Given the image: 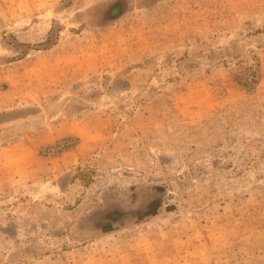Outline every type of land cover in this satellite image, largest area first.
Returning <instances> with one entry per match:
<instances>
[{
    "label": "rangeland",
    "instance_id": "1",
    "mask_svg": "<svg viewBox=\"0 0 264 264\" xmlns=\"http://www.w3.org/2000/svg\"><path fill=\"white\" fill-rule=\"evenodd\" d=\"M0 264H264V0H0Z\"/></svg>",
    "mask_w": 264,
    "mask_h": 264
},
{
    "label": "built area",
    "instance_id": "2",
    "mask_svg": "<svg viewBox=\"0 0 264 264\" xmlns=\"http://www.w3.org/2000/svg\"><path fill=\"white\" fill-rule=\"evenodd\" d=\"M69 145H70V140L64 139V140L58 141L57 143L52 144L49 147L44 148L43 152L59 150V149H62L64 147H67Z\"/></svg>",
    "mask_w": 264,
    "mask_h": 264
},
{
    "label": "flooded vegetation",
    "instance_id": "3",
    "mask_svg": "<svg viewBox=\"0 0 264 264\" xmlns=\"http://www.w3.org/2000/svg\"><path fill=\"white\" fill-rule=\"evenodd\" d=\"M141 205H142V204H141ZM150 205H151V203L149 204V206L146 205L145 207L148 208V207H150ZM140 208H141V206H140L138 209H140ZM138 209H137V210H138ZM142 209H143V208H141L140 210H142ZM132 215H133V214H131V216H132Z\"/></svg>",
    "mask_w": 264,
    "mask_h": 264
},
{
    "label": "water",
    "instance_id": "4",
    "mask_svg": "<svg viewBox=\"0 0 264 264\" xmlns=\"http://www.w3.org/2000/svg\"><path fill=\"white\" fill-rule=\"evenodd\" d=\"M96 227V226H95ZM100 227H103V226H100ZM97 228H98V226H97Z\"/></svg>",
    "mask_w": 264,
    "mask_h": 264
}]
</instances>
